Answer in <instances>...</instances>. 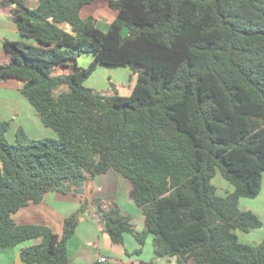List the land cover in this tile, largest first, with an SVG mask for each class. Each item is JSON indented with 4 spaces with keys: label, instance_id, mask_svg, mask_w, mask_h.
Wrapping results in <instances>:
<instances>
[{
    "label": "trees",
    "instance_id": "16d2710c",
    "mask_svg": "<svg viewBox=\"0 0 264 264\" xmlns=\"http://www.w3.org/2000/svg\"><path fill=\"white\" fill-rule=\"evenodd\" d=\"M9 1L21 39H3L0 81L21 82L56 138L19 127L11 143L10 120H0V249L39 240L19 250L24 264H71L66 242L91 203L113 243L131 234L138 254L150 235L154 261L264 264V236L256 245L237 236L262 226L238 201L258 196L264 174V0H107L116 16L105 31L81 16L95 0ZM81 55L92 58L84 68ZM98 65L130 68V94L85 86ZM109 170L128 181L141 230L95 198L64 218L61 235L13 220L45 193ZM217 171L233 187L224 196L211 183Z\"/></svg>",
    "mask_w": 264,
    "mask_h": 264
},
{
    "label": "crops",
    "instance_id": "0c3cea01",
    "mask_svg": "<svg viewBox=\"0 0 264 264\" xmlns=\"http://www.w3.org/2000/svg\"><path fill=\"white\" fill-rule=\"evenodd\" d=\"M30 1L35 4L34 0ZM22 2L24 5L29 3L25 0H22ZM12 8H14V3L9 0H0V62L8 60L7 54L3 51V39H21L15 24L9 18L10 10ZM101 9L107 14L104 15L109 16L110 21L116 16V12L109 7L107 10L104 7ZM91 12L92 10L88 11L86 14L81 13V16L86 17L91 15ZM20 87L21 82L17 80L10 79L0 81V120H10V128L8 132L10 134V138L13 140L15 132L19 127H22L27 135H29L30 128H32L35 133L41 132L37 125L34 126L31 122V119L34 115L36 116L37 113L26 98L20 94ZM108 172L115 171L109 170ZM108 172L102 175L105 176ZM110 176L115 180L116 184H112L111 187L105 186L104 188L98 186L95 194L97 195V193H103V195H105L107 191L113 189L116 191L118 185L122 184L128 193V199H126L128 200L127 203L133 202V200L129 197L131 187L128 181L121 177L120 174L119 176L125 181H121L120 177L115 173ZM92 180H94V178ZM83 194H85V189ZM83 194L73 193V189L66 190V188L65 190L61 189V191H49L44 194L43 199L39 203L20 208L13 215V220L16 223H35L46 225L50 227L54 233L61 235L64 218L76 212L80 205L85 204V201H90L91 197L94 198L92 194L90 198H84ZM95 199L100 200L103 208L110 207L108 203L109 201L107 203L104 202L105 199H102L100 196L95 197ZM130 205L132 209H134V205H132V203H130ZM98 209L97 205L94 206V204L86 203L84 211L79 215V222L75 233L66 242V251L71 264H90L98 261L100 257H105L106 261L111 264H140L141 261L145 264H148L150 261L157 264L156 261H154V256H152V253L149 254V251L146 255L147 257L144 256L145 254L142 249L140 253H134V250L138 248L139 245L133 237L124 236L122 245L113 243L110 238L107 237L108 235L103 231L102 222L96 214ZM122 213L124 214L126 212ZM137 214L139 215V212ZM134 219L135 218L133 217L132 221H134ZM138 219L140 223L144 225V216L139 215ZM135 227L137 229L142 228V226L137 227V225ZM37 242H39V240H30L15 247L0 249V264H24L19 258V250ZM116 246L120 247V251H117ZM157 260L159 261V264H175V259ZM187 264H193V261L190 260Z\"/></svg>",
    "mask_w": 264,
    "mask_h": 264
},
{
    "label": "rangeland",
    "instance_id": "374dc122",
    "mask_svg": "<svg viewBox=\"0 0 264 264\" xmlns=\"http://www.w3.org/2000/svg\"><path fill=\"white\" fill-rule=\"evenodd\" d=\"M25 1L29 2L27 4L28 6L25 5L27 8L32 9L36 6L34 2L30 0H25ZM102 7H104L107 10L108 8L107 0H95L91 4L85 5L82 8L81 13L86 14L88 11L92 10L90 14L95 18L96 26L99 29L105 31L107 29L110 18L109 16H106L107 14L101 9ZM91 60H92L91 55H81L76 59V63L77 66L84 68L91 62ZM60 71L65 72L63 69ZM136 80H137V75L133 73L132 70L128 67L98 65L96 70L84 82V85L94 89L96 92H99L105 96L113 95L115 93L122 96H128ZM66 89H68L67 85L65 84L58 85L54 88V94L57 95L60 91ZM31 122L34 124V126L37 125V127L41 130V132L35 133L33 129L30 128L28 135L30 138H35V139L45 138V137L56 138L55 133L51 129L47 127L45 128L38 119L37 115L36 116L34 115V117L31 119ZM6 138L8 139L9 142L14 143V140L10 138L9 132L6 135ZM114 173L119 176L117 172H108V174H106L105 176L104 175L96 176L94 180L89 181L88 185L84 184L83 185V189H85V194H83L84 198L85 197L90 198L91 194L94 196V198L100 196L102 199H105L104 202L107 203L109 201L108 202L109 205L117 206L118 208H120L121 212H126L124 213L125 215H129L130 217L133 216L135 219L134 221H132L133 217H131V223L135 224V226L137 225V227L142 226L143 228L144 225H142V223H140L138 219L139 215H142L141 214L142 212L135 205L134 202H130L132 203V205H134L133 206L134 209H132L130 203H127L128 200L126 199H128V193L126 188H124L122 184L118 185L116 191L113 189L107 191L105 195H103V193H97V195L95 194L98 186L104 188L105 186L111 187L112 184L113 185L116 184L115 180L112 179L110 176ZM121 177H120L121 181H125ZM211 183L216 188V194L221 196L226 195L228 192H231L233 189L232 185L221 176L219 171L216 172L215 176L211 180ZM238 206L241 210H245V211L249 210L254 212L262 221V226L260 228L251 229L248 232L237 231L240 242L249 245H256L261 241V239L264 236V174L262 177L261 190L258 196L251 199L240 198L238 201ZM138 212L139 215L137 214ZM141 229H137V230H141ZM124 236L132 237V235L128 233H126ZM116 249L117 251H120L119 246H116ZM142 251L145 254L144 256L148 254V251L149 254L152 253V256L154 255L150 235L147 237L144 245L142 246ZM156 263L159 264V261L156 260Z\"/></svg>",
    "mask_w": 264,
    "mask_h": 264
},
{
    "label": "water",
    "instance_id": "95a60500",
    "mask_svg": "<svg viewBox=\"0 0 264 264\" xmlns=\"http://www.w3.org/2000/svg\"><path fill=\"white\" fill-rule=\"evenodd\" d=\"M84 182L83 181H78V182H73V193L76 194H83L84 189H83ZM60 189L65 190V187H60Z\"/></svg>",
    "mask_w": 264,
    "mask_h": 264
},
{
    "label": "built area",
    "instance_id": "2783aa9c",
    "mask_svg": "<svg viewBox=\"0 0 264 264\" xmlns=\"http://www.w3.org/2000/svg\"><path fill=\"white\" fill-rule=\"evenodd\" d=\"M1 39V37H0ZM105 261V258L104 257H100V262H104Z\"/></svg>",
    "mask_w": 264,
    "mask_h": 264
},
{
    "label": "clouds",
    "instance_id": "9594fccd",
    "mask_svg": "<svg viewBox=\"0 0 264 264\" xmlns=\"http://www.w3.org/2000/svg\"><path fill=\"white\" fill-rule=\"evenodd\" d=\"M91 199H92V197H91ZM97 214V213H96ZM98 215V214H97ZM98 218H99V215L97 216ZM100 219V218H99ZM105 258V257H104ZM98 261H100V258L98 259ZM104 262H106V259H105V261Z\"/></svg>",
    "mask_w": 264,
    "mask_h": 264
}]
</instances>
